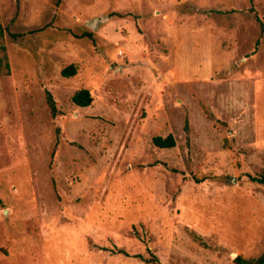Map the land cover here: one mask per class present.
Masks as SVG:
<instances>
[{"label": "rangeland", "instance_id": "obj_1", "mask_svg": "<svg viewBox=\"0 0 264 264\" xmlns=\"http://www.w3.org/2000/svg\"><path fill=\"white\" fill-rule=\"evenodd\" d=\"M253 8L0 0V264H150L134 257L150 253L237 264L264 252L253 180L264 175V0ZM80 89L87 107L71 100ZM168 135L174 147L153 144Z\"/></svg>", "mask_w": 264, "mask_h": 264}, {"label": "trees", "instance_id": "obj_2", "mask_svg": "<svg viewBox=\"0 0 264 264\" xmlns=\"http://www.w3.org/2000/svg\"><path fill=\"white\" fill-rule=\"evenodd\" d=\"M249 2H250V11L253 12L254 11L253 0H249ZM17 15H18V11L16 12L15 17H17ZM115 15L122 17L120 14H115ZM256 20L259 23L260 33L263 34L264 33V23L258 17H256ZM6 31H7L6 28L3 27L2 24L0 23V75L1 74L8 75L10 72V67H9L8 58L6 54V47L2 42V38L4 37V34ZM9 35L13 39H17L23 36V34H18V33H9ZM82 37H88L92 39V34L86 33V34H83ZM258 43H259V40L256 42V44L258 45ZM75 74H76V69L73 66H68L61 70V75L63 77H70ZM92 99H93L92 95L87 89H80L76 91L71 97L72 102L79 107L89 106L92 102ZM46 101H47L51 114L55 116L57 114L56 104H55V101L53 100L51 93L48 91L46 92ZM152 142L155 146L159 148H171L175 146V140L172 135H168L165 138L161 136L154 137ZM253 180L261 184H264V175L261 176L260 178H253ZM121 252L122 251H120V253ZM134 257L139 258L145 261L146 263L160 264L159 259L152 253H150L148 257H144L141 254L135 255ZM236 262L237 264H264V252L257 258L244 259V258L238 257L236 259Z\"/></svg>", "mask_w": 264, "mask_h": 264}, {"label": "water", "instance_id": "obj_3", "mask_svg": "<svg viewBox=\"0 0 264 264\" xmlns=\"http://www.w3.org/2000/svg\"><path fill=\"white\" fill-rule=\"evenodd\" d=\"M96 21H97V19H94L92 22L87 23V26H89L91 29L95 30L96 29Z\"/></svg>", "mask_w": 264, "mask_h": 264}]
</instances>
